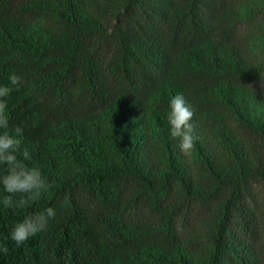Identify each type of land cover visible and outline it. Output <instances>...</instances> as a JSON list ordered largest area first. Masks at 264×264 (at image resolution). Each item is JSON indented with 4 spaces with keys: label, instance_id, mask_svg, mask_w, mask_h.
<instances>
[{
    "label": "trees",
    "instance_id": "16d2710c",
    "mask_svg": "<svg viewBox=\"0 0 264 264\" xmlns=\"http://www.w3.org/2000/svg\"><path fill=\"white\" fill-rule=\"evenodd\" d=\"M13 73L0 133L23 128L53 187L6 208L0 185V264H264V0H0V86Z\"/></svg>",
    "mask_w": 264,
    "mask_h": 264
},
{
    "label": "clouds",
    "instance_id": "9594fccd",
    "mask_svg": "<svg viewBox=\"0 0 264 264\" xmlns=\"http://www.w3.org/2000/svg\"><path fill=\"white\" fill-rule=\"evenodd\" d=\"M10 85L0 86V129L8 128L7 97L15 88L19 89L22 78L13 73L8 77ZM193 109L188 105L183 94H177L170 99L167 114L170 126V136L179 140L181 152L190 155L199 137L192 123ZM23 128L16 126L13 133H0V165H6V174L0 176V185L7 195L2 199L6 208H24L37 201L41 195L52 189L53 185L41 173L39 168L28 167L24 161L30 159L28 148L23 146ZM22 157V159H21ZM55 217L52 207L26 216L14 225L10 239L16 247L22 246L30 238L45 230L48 220ZM0 252L7 255L9 248L0 246Z\"/></svg>",
    "mask_w": 264,
    "mask_h": 264
}]
</instances>
